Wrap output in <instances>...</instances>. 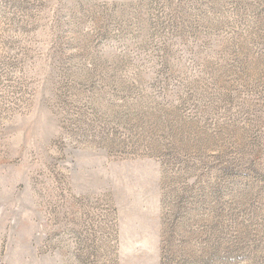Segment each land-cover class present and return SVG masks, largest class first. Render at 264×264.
I'll list each match as a JSON object with an SVG mask.
<instances>
[{
  "label": "rangeland",
  "instance_id": "obj_1",
  "mask_svg": "<svg viewBox=\"0 0 264 264\" xmlns=\"http://www.w3.org/2000/svg\"><path fill=\"white\" fill-rule=\"evenodd\" d=\"M0 264H264V0H0Z\"/></svg>",
  "mask_w": 264,
  "mask_h": 264
}]
</instances>
